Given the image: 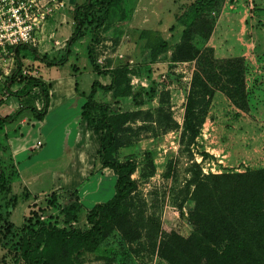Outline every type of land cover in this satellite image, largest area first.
I'll use <instances>...</instances> for the list:
<instances>
[{
  "label": "rangeland",
  "instance_id": "rangeland-1",
  "mask_svg": "<svg viewBox=\"0 0 264 264\" xmlns=\"http://www.w3.org/2000/svg\"><path fill=\"white\" fill-rule=\"evenodd\" d=\"M20 1L31 3L37 17L47 11V0ZM173 2L174 0H162L153 5L164 18L161 23L166 22L164 24L167 29L161 34L170 46L179 43L182 31L176 20L169 21V16L167 17V11L171 9ZM128 7L133 13L134 3L129 2ZM181 11L182 9H179L177 15ZM118 12L115 10L108 18V26H111L113 32L109 38L117 42L116 50L127 52L131 47L129 44L137 42L138 30L118 23ZM52 14L45 13L44 18H41L40 25L33 34V42L29 44L38 51V37L41 38L48 31L55 34V39L58 34L65 35L67 15L60 12L59 16L53 18ZM209 18L215 24L209 40L204 43L194 37L192 43L197 47L212 48L217 59L243 57L246 60L248 108L244 111L238 110L226 98L214 105L211 101L199 135L188 147H182L179 137L182 132L185 94L191 82L194 62L171 64L168 62L170 52L154 63L157 67H151L147 61L148 57L144 54L146 50L141 47V51L136 52L141 59L137 68L128 71L130 74H126L124 78L121 77L122 80L128 79V83L133 81V86L125 85L121 81V85L114 88L115 92L127 95L128 99L122 98L126 100L123 111L112 120L117 128V141L115 148L109 152L110 157L117 161L132 159L137 163V170L132 176L137 183V189L128 199L126 208L137 223L141 238L128 244L118 232H112L90 253L83 250L82 242L78 239L63 243L60 239L50 237L48 233H42L38 240L39 252L45 254L51 264H168L157 256L155 246L171 231L183 237L192 233L187 220L188 210L192 206L187 201L188 192L192 189L187 187V182L192 177V164H198L205 175L258 170L256 163L259 158L261 161L262 153L264 160V0H252L251 5L247 0H220ZM49 19L52 20L50 23ZM53 24L54 29H51ZM155 25L159 26V23L156 22ZM55 44V52L64 49L61 41ZM28 57L30 56H23L21 52L18 59L13 54V62H7L9 56L1 62L5 69L0 71L2 102H5L3 93L17 64L22 65L23 75L33 70L34 65L25 61L30 59ZM123 69L119 67L117 78ZM45 72L41 73L43 77ZM78 77L81 81L88 79L86 73L78 74ZM7 107V111H13V106L7 104ZM163 116L170 117L178 127L174 126L167 131V120L154 124L158 117ZM242 153H245V156ZM38 154L33 155L34 160L24 162L33 165L30 172L34 171L38 180L28 189L33 191L31 193H38L40 200L30 201L26 207L19 205L8 218L13 228L10 235L0 241V264H14L20 255V229L27 224L29 218L35 217L34 213L39 216L41 222L51 227L64 228L67 231H85L89 227L86 221L88 211L82 205L80 211L74 215L75 219L65 223L66 218L61 211L66 203L70 204L71 198L67 191L56 193L59 208H54L49 202V195L55 186V174L66 171L67 154L60 153L57 159L45 162H39ZM251 159L256 165L253 169ZM96 184L95 181L88 184L89 193L86 194L85 206L95 201L105 202L112 197L114 181L110 184L108 182L106 186L100 185V188L104 189L101 197L95 195ZM14 193L19 195V189L15 188ZM2 196L3 194H0V199Z\"/></svg>",
  "mask_w": 264,
  "mask_h": 264
},
{
  "label": "trees",
  "instance_id": "trees-1",
  "mask_svg": "<svg viewBox=\"0 0 264 264\" xmlns=\"http://www.w3.org/2000/svg\"><path fill=\"white\" fill-rule=\"evenodd\" d=\"M219 1L194 0L185 6L175 18L182 31L179 43L174 46H170L157 30L138 32V39L145 43L149 63H157L170 52L168 62L171 64L194 62L191 82L185 94L182 132L179 137V144L185 148L199 135L216 92L223 94L238 110L244 111L249 106L246 60L243 57L217 59L212 48L197 47L192 43L194 37L204 43L209 40L215 25L209 15ZM128 5L127 0H84L81 5L74 6L71 9L73 30L65 43L64 54L58 61L39 55L27 44H21L14 49L16 59L20 51H26L46 67H61L67 62L71 47L82 37H91L87 45V55L93 71L97 75L110 76L112 82L109 86H102L94 81L89 94L81 93L85 98L81 116L88 119L91 128L102 133L101 145L97 151L100 167L109 168L116 175L113 197L105 203L96 204L88 211L86 221L89 227L85 231L51 227L41 222L34 213L35 217L29 218L27 224L20 229V255L14 264H51L49 258L39 252L38 240L42 233H48L50 237L60 239L63 243L78 239L82 242L83 250L90 253L112 232H118L128 244L141 238L137 223L126 208L128 199L137 189V183L132 178L137 170V163L132 159L120 162L109 154L117 141V128L112 120L121 114L123 107L118 101L99 103L95 100L99 89L114 90L121 85V81L128 84V79L122 80L121 77L124 78L132 70L124 68L117 80V73L100 70L97 65L98 50L104 42L102 35L109 16L117 10L118 21L129 20L132 13ZM21 66L20 63L17 64L9 86L5 89L6 95L17 98L21 106L7 116L0 112V130L13 123L26 110H30L34 119L39 122L47 114L50 85L30 75H23ZM14 84L22 87L11 92L10 88ZM34 89L38 90L42 101L40 110L22 103ZM114 94L117 97L121 93L114 90ZM2 105L0 100V108ZM160 120H167V131L174 126L178 127L168 116L158 117L154 124ZM191 174L187 187L192 189L188 192L187 201L192 206L188 210L187 220L192 233L188 237L174 231L166 233L155 246L157 256L168 264H264V165L258 170L205 175L200 166L193 163ZM0 194L5 199L0 203V241H4L13 228L8 220L12 211L20 201L29 200L31 195L26 191L21 195H13L1 168ZM67 195L71 198V205L66 203L61 212L68 224L75 219L74 215L80 211L81 204L77 190L67 191ZM49 197L50 204L56 209L59 208L56 193H51ZM33 199L38 200L39 197L34 196Z\"/></svg>",
  "mask_w": 264,
  "mask_h": 264
},
{
  "label": "crops",
  "instance_id": "crops-1",
  "mask_svg": "<svg viewBox=\"0 0 264 264\" xmlns=\"http://www.w3.org/2000/svg\"><path fill=\"white\" fill-rule=\"evenodd\" d=\"M62 3V6L48 5L47 12L53 13L52 17L56 18L59 13H65L67 15V25L64 28L65 35H60L55 37V34L45 33L41 38L38 37V49H35L37 53L41 56H45L51 61H58L62 58L65 50V43L70 37L73 27H72V12L71 9L76 5H81L84 0H58ZM128 2L134 3V10L131 18L127 21L118 22L128 25L132 29H137L138 32L141 30H157L163 33L167 26L161 23V17L159 12L153 5L159 4L162 0H127ZM194 0H174V4L167 11V17L169 16V21H174L179 12V9H183L185 6L192 3ZM154 16V17H152ZM44 20V19H43ZM49 19V23H50ZM156 22L159 23L155 25ZM54 29V24L50 27ZM67 29V30H66ZM69 29V31H68ZM113 34L111 31V26L107 25L103 31L104 42L98 50V57L104 55L103 63L98 65L100 70H108L117 73L119 67L127 68L132 70L137 68V64L140 63L141 59L138 58L137 51H141L145 48L144 41H141L137 37V42L131 43L127 52H122L115 49L117 42L111 41L109 35ZM50 37H53L52 39ZM91 37L86 35L79 39L70 49V55L67 58V62L61 67H46L44 63L34 60L32 55L26 51L23 52L24 55H28L30 59L25 60L26 62L34 65L31 72L27 71V75L31 77L42 80L44 83L50 85L49 89V106L47 109V114L42 122L34 119L33 114L30 110L24 111L13 123L6 125L0 130V168L4 171L8 184L10 185L13 195L14 189H19L21 195L23 192H28L31 198L26 201H20L15 209L21 205L25 206L30 204V201L34 200V196L37 194L31 193L28 189L29 186L37 182L35 172L31 171L33 165L31 163H25L24 160H34L33 155L39 153V162H45L49 160H55L59 157L58 154H67L66 171L58 172L55 174V186L54 193H59L63 191H78L79 202L86 209L90 211L96 204H102L105 202H94L89 206H85L86 194H88L87 186L88 184L95 181V195H103V187L114 181V186L116 182V175L114 172L105 168L102 169L98 162L97 151L101 145L102 133L91 128L88 124L87 118H82L81 107L85 102V98L81 96V93L89 94L91 86L94 81L99 82L102 86H109L111 84L110 76L97 75L89 62L87 55V45L90 42ZM64 46L62 51L55 52L53 47L56 46V42ZM122 43V42H121ZM137 43V44H136ZM123 44V43H122ZM41 48L43 50H41ZM55 49V48H54ZM19 53V54H20ZM117 54H121L123 59H118ZM146 58L148 57V52H144ZM56 55V57H55ZM15 56V54H14ZM16 58V57H15ZM58 58V59H57ZM13 62V57L9 58L7 62ZM148 64L152 67L154 63ZM188 62L184 63L187 64ZM12 66V64H11ZM158 66L157 64L155 65ZM45 69V70H44ZM2 65L1 70L4 71ZM157 70V68H155ZM192 70V69H191ZM45 72V76L41 75ZM86 73L88 76L87 80H80L78 74ZM127 73V75H129ZM136 80V78L134 77ZM134 80V81H135ZM133 81L129 82V86H133ZM127 85V84H125ZM9 86V85H7ZM22 85L14 84L11 88V92H16L20 89ZM127 95L120 94L115 96L114 90H97L95 95V100L99 103H113L118 101L124 108V101L122 98H127ZM8 97V98H6ZM34 97V98H33ZM225 99L223 94L216 92L212 98V105L221 99ZM3 102L0 112L3 116L10 115L12 112L19 109L21 102L12 96H7L5 91L3 93ZM9 100L7 103L6 101ZM23 104L34 106L37 110L42 108V101L38 95V90L34 89L29 97L23 99ZM7 104L13 106V111H7ZM245 156V153H242ZM228 156V155H227ZM245 158H243V161ZM249 159V157H248ZM255 161L251 159V169L255 167ZM257 169H261L264 165L263 153L257 161ZM57 184V185H56ZM104 186V187H105ZM81 190V193H79ZM52 192V193H53ZM82 194H84L82 196ZM5 201L4 197L0 199V203ZM40 200V199H38Z\"/></svg>",
  "mask_w": 264,
  "mask_h": 264
},
{
  "label": "built area",
  "instance_id": "built-area-1",
  "mask_svg": "<svg viewBox=\"0 0 264 264\" xmlns=\"http://www.w3.org/2000/svg\"><path fill=\"white\" fill-rule=\"evenodd\" d=\"M252 4V0H247ZM46 4L62 6L58 0H47ZM47 12V11H46ZM37 12L31 3L20 0H0V70L1 62L6 56L13 57L15 47L31 44L33 34L40 25L45 13L36 16ZM39 21V22H37ZM118 59H123L117 54ZM104 55L97 58V65L103 63Z\"/></svg>",
  "mask_w": 264,
  "mask_h": 264
}]
</instances>
